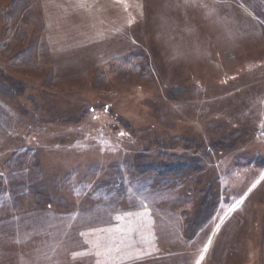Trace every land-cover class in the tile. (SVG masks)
<instances>
[{
  "label": "rangeland",
  "instance_id": "374dc122",
  "mask_svg": "<svg viewBox=\"0 0 264 264\" xmlns=\"http://www.w3.org/2000/svg\"><path fill=\"white\" fill-rule=\"evenodd\" d=\"M0 264H264V0H0Z\"/></svg>",
  "mask_w": 264,
  "mask_h": 264
},
{
  "label": "trees",
  "instance_id": "16d2710c",
  "mask_svg": "<svg viewBox=\"0 0 264 264\" xmlns=\"http://www.w3.org/2000/svg\"><path fill=\"white\" fill-rule=\"evenodd\" d=\"M157 167H159V165L157 164H151L150 166H148L149 169H152V170H156ZM162 169H164V167L162 166ZM158 170V169H157ZM174 169H172L171 171H173Z\"/></svg>",
  "mask_w": 264,
  "mask_h": 264
}]
</instances>
